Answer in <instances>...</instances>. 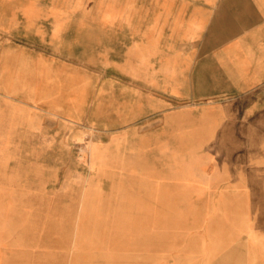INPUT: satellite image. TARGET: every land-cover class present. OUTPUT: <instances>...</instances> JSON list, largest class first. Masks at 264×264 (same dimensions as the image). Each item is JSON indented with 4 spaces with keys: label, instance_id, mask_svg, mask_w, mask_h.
<instances>
[{
    "label": "crops",
    "instance_id": "1",
    "mask_svg": "<svg viewBox=\"0 0 264 264\" xmlns=\"http://www.w3.org/2000/svg\"><path fill=\"white\" fill-rule=\"evenodd\" d=\"M23 98L46 122L33 137L88 141L93 167L117 146L208 144L202 130L240 129L247 113H264V0H0V145L8 99ZM171 160L174 173L154 165L145 175L146 194L197 190L195 166ZM245 178L238 191L211 186L238 194L222 224L230 227L216 230L222 249L207 254L223 264H264V187Z\"/></svg>",
    "mask_w": 264,
    "mask_h": 264
},
{
    "label": "rangeland",
    "instance_id": "2",
    "mask_svg": "<svg viewBox=\"0 0 264 264\" xmlns=\"http://www.w3.org/2000/svg\"><path fill=\"white\" fill-rule=\"evenodd\" d=\"M17 38L22 76L29 80L30 38ZM7 111L0 264H223L207 254L222 249L216 230L230 227L222 224L238 194L211 186L223 181L225 191H238L245 175L246 184L264 187V113H247L240 129L224 123L202 130L205 145L117 146L97 156L93 167L90 142L59 145L33 137L32 126L46 122L29 99H8ZM90 140H100L96 131ZM159 154L163 160H152ZM174 158L195 166L203 178L197 190L146 194L145 175L154 165L174 173Z\"/></svg>",
    "mask_w": 264,
    "mask_h": 264
}]
</instances>
